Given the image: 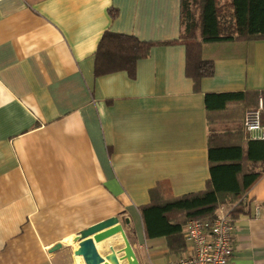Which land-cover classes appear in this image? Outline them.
<instances>
[{
    "label": "crops",
    "instance_id": "obj_1",
    "mask_svg": "<svg viewBox=\"0 0 264 264\" xmlns=\"http://www.w3.org/2000/svg\"><path fill=\"white\" fill-rule=\"evenodd\" d=\"M181 8L182 0H0V264H85L77 236L110 218L123 223L140 264L192 254L187 226L186 250L172 253L166 237L147 236L141 209L158 188L176 198L207 188L212 133L246 142L238 128L249 110L261 109L264 124V38L203 44L214 74L196 87L186 46L168 44L180 39ZM230 13L222 23H233ZM108 32L160 45L133 77L98 73ZM234 92L248 102L210 114L207 94ZM244 203L230 264H264V173Z\"/></svg>",
    "mask_w": 264,
    "mask_h": 264
},
{
    "label": "trees",
    "instance_id": "obj_2",
    "mask_svg": "<svg viewBox=\"0 0 264 264\" xmlns=\"http://www.w3.org/2000/svg\"><path fill=\"white\" fill-rule=\"evenodd\" d=\"M233 23H222L224 6L218 0H182L180 39L168 44H183L187 48V71L195 86L214 74V64L201 57L203 44L248 41L264 38V0H230ZM200 32L201 40L197 33ZM160 44L141 42L133 36L106 33L97 51L98 73L126 70L133 77L138 61L149 56ZM210 114L224 112L230 104L248 102V93L206 95ZM238 128L239 132L244 128ZM223 137L228 139L230 132ZM242 133H240V136ZM215 133L209 139L210 180L203 192L182 197L166 196L165 190L152 191V203L141 209L149 238L166 237L172 253L186 250L184 229L192 220H213L217 212L233 204V218L246 212L244 199L251 187L263 176L264 141L237 140L224 142ZM237 138V137H236ZM261 168L262 170H260ZM158 198V199H157Z\"/></svg>",
    "mask_w": 264,
    "mask_h": 264
},
{
    "label": "built area",
    "instance_id": "obj_3",
    "mask_svg": "<svg viewBox=\"0 0 264 264\" xmlns=\"http://www.w3.org/2000/svg\"><path fill=\"white\" fill-rule=\"evenodd\" d=\"M244 128L251 140L264 141L261 109L245 113ZM234 221L231 209L226 207L213 220L190 221L185 236L192 254L174 264H230L234 254Z\"/></svg>",
    "mask_w": 264,
    "mask_h": 264
},
{
    "label": "water",
    "instance_id": "obj_4",
    "mask_svg": "<svg viewBox=\"0 0 264 264\" xmlns=\"http://www.w3.org/2000/svg\"><path fill=\"white\" fill-rule=\"evenodd\" d=\"M75 256L85 264H140L119 218H110L82 231ZM61 248V245L55 249Z\"/></svg>",
    "mask_w": 264,
    "mask_h": 264
},
{
    "label": "rangeland",
    "instance_id": "obj_5",
    "mask_svg": "<svg viewBox=\"0 0 264 264\" xmlns=\"http://www.w3.org/2000/svg\"><path fill=\"white\" fill-rule=\"evenodd\" d=\"M229 0H218V5L219 6H224V15L225 19L228 20V18H231V13H230V9H228L227 4L229 3ZM228 22V21H227Z\"/></svg>",
    "mask_w": 264,
    "mask_h": 264
}]
</instances>
